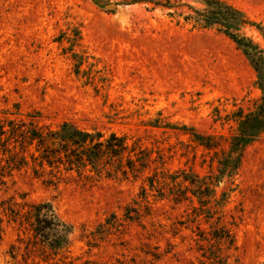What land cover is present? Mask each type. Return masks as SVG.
<instances>
[{
  "label": "rangeland",
  "instance_id": "obj_1",
  "mask_svg": "<svg viewBox=\"0 0 264 264\" xmlns=\"http://www.w3.org/2000/svg\"><path fill=\"white\" fill-rule=\"evenodd\" d=\"M101 1L0 0V264H201L208 247L198 224L207 232L210 225L194 222L197 201L177 204L172 193L185 185L169 177L217 174L239 113L261 102L257 74L231 39L187 20L201 8L195 2ZM223 1L264 26V0ZM241 33L264 50L254 26ZM65 122L123 137L133 153L107 159L99 173L35 175V145L21 144L13 128L56 131ZM216 191L209 209L225 193L222 214L235 217L238 264H264V131ZM23 202L52 205L70 228L65 248L51 249V240L3 212ZM128 208L135 219L126 218Z\"/></svg>",
  "mask_w": 264,
  "mask_h": 264
},
{
  "label": "trees",
  "instance_id": "obj_2",
  "mask_svg": "<svg viewBox=\"0 0 264 264\" xmlns=\"http://www.w3.org/2000/svg\"><path fill=\"white\" fill-rule=\"evenodd\" d=\"M167 5L172 2L192 1L201 5L200 9H194L195 15L189 16L187 20L194 21L201 28H216L222 34L231 39L239 50L247 57L257 74V84L262 91L261 102L255 112L238 115V132L230 140L229 150L222 155H217V174L213 176L201 177L195 173H176L169 178L174 185L182 184L185 188L179 193L173 192V200L180 204L188 201L193 203L194 199L198 207H193L195 212L194 222L204 218V222L210 225V231L202 230L198 224V236L200 242H207L208 247L202 248L201 264H238L235 258L237 251L236 240L232 228L235 226V217L231 216L230 221H225L226 215L223 210L228 203V197L223 193L222 202H218V207L210 208L212 199L216 197V189L226 180H233L240 169L244 157L245 149L254 142L258 135L264 131V50L261 49L250 38L241 32L247 26H254L264 39V26L251 22L246 15L239 9L228 4L223 0H165ZM92 2L102 7L101 0H92ZM155 3L162 5L158 0H130L127 4ZM32 123V122H31ZM30 123V128H13L15 135L21 139V144L25 142L29 146L35 145V152L30 154V158L35 163L33 171L35 175L41 177L46 173L56 179H60L61 168L66 173L76 172L83 176L85 170L99 173V166L107 159L121 160L125 154L130 156L131 151L126 143V139L111 134L109 138L104 139L101 132H88L81 130L72 123H63L58 130L43 131L37 129ZM193 131V137L197 143L208 150L214 148L210 142L211 139ZM139 159L138 155H135ZM26 163V158H22ZM129 163H133L129 160ZM124 169V166H121ZM130 172L137 170L133 164H128ZM127 174V170H122ZM150 187L155 189V180L148 178ZM191 193V197L188 196ZM142 199L148 202V193L146 188H142ZM163 199V198H162ZM217 202V200L213 201ZM21 207V208H20ZM20 208V209H18ZM131 208L127 209L126 218L133 220ZM216 211V212H215ZM4 213L15 223L28 225L33 231L35 237H41L51 240L49 246L51 249L60 250L68 245V235L71 233L63 222L56 215L52 205L48 203L32 204L23 202L14 203L11 207L3 208ZM216 216V218H215ZM214 219H216L214 221ZM49 231V232H47Z\"/></svg>",
  "mask_w": 264,
  "mask_h": 264
},
{
  "label": "water",
  "instance_id": "obj_3",
  "mask_svg": "<svg viewBox=\"0 0 264 264\" xmlns=\"http://www.w3.org/2000/svg\"><path fill=\"white\" fill-rule=\"evenodd\" d=\"M118 5L117 4H110L108 6H106V9H112V8H117Z\"/></svg>",
  "mask_w": 264,
  "mask_h": 264
}]
</instances>
